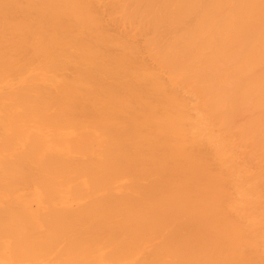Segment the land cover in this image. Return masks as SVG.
<instances>
[{
	"label": "bare ground",
	"instance_id": "1",
	"mask_svg": "<svg viewBox=\"0 0 264 264\" xmlns=\"http://www.w3.org/2000/svg\"><path fill=\"white\" fill-rule=\"evenodd\" d=\"M0 264H264V0H0Z\"/></svg>",
	"mask_w": 264,
	"mask_h": 264
}]
</instances>
